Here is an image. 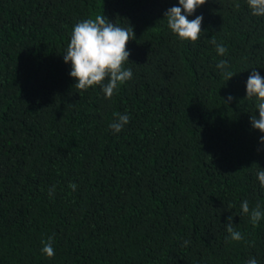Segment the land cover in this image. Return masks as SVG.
I'll list each match as a JSON object with an SVG mask.
<instances>
[{
	"label": "trees",
	"instance_id": "trees-1",
	"mask_svg": "<svg viewBox=\"0 0 264 264\" xmlns=\"http://www.w3.org/2000/svg\"><path fill=\"white\" fill-rule=\"evenodd\" d=\"M173 6L0 0V264H264V219L240 207L264 210V134L246 99L252 70L264 78V17L208 0L188 17L205 32L191 43L167 27ZM102 13L135 35L132 78L111 99L75 88L63 59L74 26ZM114 113L130 117L119 133ZM230 216L243 241L226 242Z\"/></svg>",
	"mask_w": 264,
	"mask_h": 264
},
{
	"label": "clouds",
	"instance_id": "clouds-1",
	"mask_svg": "<svg viewBox=\"0 0 264 264\" xmlns=\"http://www.w3.org/2000/svg\"><path fill=\"white\" fill-rule=\"evenodd\" d=\"M208 0H178L179 6L169 8L165 13L168 29L181 41L196 43L205 33L202 30L203 16H196L195 19H188L198 8L205 5ZM251 14L255 17H264V0H246ZM239 9L240 4H234ZM183 13V14H182ZM135 39L132 27H121L116 23L110 22L104 15L97 14L94 17L78 22L71 33L70 43L67 46L66 54L63 55L64 62L71 63L70 76L77 81L75 88L87 91L94 87H100L105 98L111 99L116 95L121 86L132 78V70L126 68L129 63L127 45ZM210 42L215 45V51L219 56H225L227 49L221 42L217 44L213 37ZM216 67L221 71L222 77L229 81L235 75L228 70L229 65L226 60H220ZM246 99L255 102V108L259 112V118L251 115L250 123L253 129L264 134V78L256 70H252L246 84ZM234 98L227 97L230 102ZM116 119L109 125L115 133L121 132L129 123L128 114H113ZM260 143L264 144V135L260 137ZM256 177L260 187L264 188V170L258 165ZM69 187L75 191L76 184H69ZM55 192V186L49 190L50 197ZM241 212L247 215L253 227L258 226L264 219V210L260 204L251 207L247 200L241 203ZM228 237L232 242L243 241L244 235L232 224V217L228 218L225 226ZM188 242L186 241L185 244ZM42 253L48 258L55 255L53 239L49 237L47 241H42ZM247 264H257L255 258H250Z\"/></svg>",
	"mask_w": 264,
	"mask_h": 264
}]
</instances>
